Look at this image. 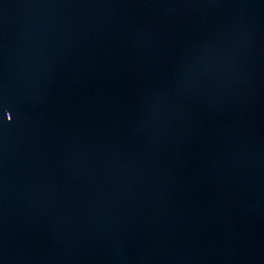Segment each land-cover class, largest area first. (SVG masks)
<instances>
[{
	"label": "water",
	"instance_id": "1",
	"mask_svg": "<svg viewBox=\"0 0 264 264\" xmlns=\"http://www.w3.org/2000/svg\"><path fill=\"white\" fill-rule=\"evenodd\" d=\"M0 264H264V0H0Z\"/></svg>",
	"mask_w": 264,
	"mask_h": 264
}]
</instances>
